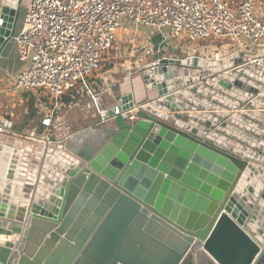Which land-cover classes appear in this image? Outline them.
Returning <instances> with one entry per match:
<instances>
[{"label":"water","instance_id":"obj_1","mask_svg":"<svg viewBox=\"0 0 264 264\" xmlns=\"http://www.w3.org/2000/svg\"><path fill=\"white\" fill-rule=\"evenodd\" d=\"M21 1L0 0V54ZM243 64L161 58L101 127L32 154L0 134V264H246L242 230L264 264V78Z\"/></svg>","mask_w":264,"mask_h":264},{"label":"built area","instance_id":"obj_2","mask_svg":"<svg viewBox=\"0 0 264 264\" xmlns=\"http://www.w3.org/2000/svg\"><path fill=\"white\" fill-rule=\"evenodd\" d=\"M261 5L264 0H31L14 37L25 66L10 87L15 93L43 92L54 102L52 113L41 119L44 132L33 140L41 148L59 142L50 131L58 100L79 85L88 89L87 80L101 68L103 54L125 26L142 36L138 45L146 57L160 52L161 58L200 57L197 47L179 41H217L213 59L238 53L243 65L258 68L264 78V55H253L264 44V21L256 14ZM160 59L146 67H155ZM91 102L97 107L98 96L91 94Z\"/></svg>","mask_w":264,"mask_h":264},{"label":"crops","instance_id":"obj_3","mask_svg":"<svg viewBox=\"0 0 264 264\" xmlns=\"http://www.w3.org/2000/svg\"><path fill=\"white\" fill-rule=\"evenodd\" d=\"M20 11L21 5L14 35L0 54V120L6 121L5 125H0L3 129L0 134L5 137L6 142L12 141L15 145H20L25 152L32 154L41 148L40 144L34 141L33 138L44 132L45 128L41 125V119L52 113L54 102L43 92L15 93L8 86L7 80L14 78L25 66L24 63L18 60L17 45L14 40L20 29L18 27ZM256 14L264 21V5L257 7ZM13 41L16 49L12 53ZM200 44L197 47L198 54L203 58L213 56L216 48L220 46L217 41ZM134 48L136 49L130 53L128 52L127 56L131 58L130 60L119 66L114 65L111 67L109 64L107 67L104 60L108 59L109 51L116 50L112 58H116L119 54L118 48L112 47L111 50L103 54L101 68L87 80L88 89L79 85L75 90L64 94L58 100L59 107L53 114V126L50 130L53 141L58 142L70 133L88 127H101L100 112L113 105L115 103L114 99L118 96L132 94L133 99L138 104L145 101L149 92L145 91L141 72L148 68L146 65L149 62L160 59L163 53L160 52L146 57L143 55L140 46ZM260 51L255 47L253 55H257ZM222 53H224V50L220 52V55ZM169 54H172V51ZM142 66L145 67L140 69ZM91 94L97 95L99 98L97 107L92 105ZM2 238L3 236H0V239Z\"/></svg>","mask_w":264,"mask_h":264},{"label":"rangeland","instance_id":"obj_4","mask_svg":"<svg viewBox=\"0 0 264 264\" xmlns=\"http://www.w3.org/2000/svg\"><path fill=\"white\" fill-rule=\"evenodd\" d=\"M30 0H22V4H21V11H20V16H19V24H18V27L20 28V25H21V22H22V17L24 15V12L26 10V5L27 3L29 2ZM141 32V31H140ZM142 33V32H141ZM141 35L138 34V38L134 35L133 33V30H131L129 27H126L125 28H121L117 31V34H116V39L114 41V44H113V47H117L119 51L118 53V56L116 58H112L113 56V53H115L116 50H111L109 51V55L107 56L108 59H105L104 60V63L109 66H114V65H122L124 64L125 61H128L130 60L131 58L128 55V52L130 53L131 51L135 50L136 48L133 49V47H138L139 45V42L141 41V38L139 37ZM136 39V41H135ZM180 43H184L185 46H190V47H198L199 45H201L199 42H194V43H186L182 40L179 41ZM179 42L175 41L173 42L175 45H177ZM152 43L154 45L157 44V38H154L152 40ZM15 42L13 41V44H12V53L15 52ZM178 55V54H177ZM179 57H182L184 58L186 55H178ZM10 80H7L8 82V86H10ZM12 88V86L10 87ZM13 92V91H12ZM98 128V127H97Z\"/></svg>","mask_w":264,"mask_h":264},{"label":"bare ground","instance_id":"obj_5","mask_svg":"<svg viewBox=\"0 0 264 264\" xmlns=\"http://www.w3.org/2000/svg\"><path fill=\"white\" fill-rule=\"evenodd\" d=\"M229 217H230V215H228ZM231 218V217H230ZM241 228V227H240ZM242 229V228H241ZM243 231V234H245V236L248 238L249 237V239H251L255 244H256V247H257V253H256V255H253L254 257L248 262V263H246V264H253L254 263V261H255V259L258 257V255L260 254V252H262L263 251V248H262V246L258 243V241L252 236V234L249 232V231H246V230H242ZM0 236H3V235H0ZM2 239H5V237L3 236V238ZM1 239V240H2ZM207 254H208V252H207ZM210 254V253H209ZM208 254V255H209Z\"/></svg>","mask_w":264,"mask_h":264},{"label":"flooded vegetation","instance_id":"obj_6","mask_svg":"<svg viewBox=\"0 0 264 264\" xmlns=\"http://www.w3.org/2000/svg\"><path fill=\"white\" fill-rule=\"evenodd\" d=\"M184 264H192V257H189L185 262ZM204 264V263H202Z\"/></svg>","mask_w":264,"mask_h":264}]
</instances>
